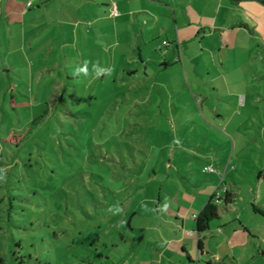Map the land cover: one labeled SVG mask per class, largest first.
<instances>
[{"label":"crops","instance_id":"1","mask_svg":"<svg viewBox=\"0 0 264 264\" xmlns=\"http://www.w3.org/2000/svg\"><path fill=\"white\" fill-rule=\"evenodd\" d=\"M27 1L0 0V21L7 26L0 47L13 49L15 64L23 63L38 91L89 89L95 75L80 82L85 76L72 73L85 60L89 70L98 62L113 68L100 79L108 77L114 95L140 109L138 120L198 129L179 154L142 153L143 162L153 160L168 176L177 161H188L178 181L167 179L166 193L159 188L155 200L146 201L153 211H131L153 233L146 242L155 264H184L182 255L185 264H264V2L32 0L27 7ZM204 167L215 172L204 173ZM219 176L230 180V203L217 208L218 219L198 234L195 218ZM243 189L250 198L241 210L236 204ZM165 202L169 208L161 213ZM195 247L192 256L188 250Z\"/></svg>","mask_w":264,"mask_h":264},{"label":"rangeland","instance_id":"2","mask_svg":"<svg viewBox=\"0 0 264 264\" xmlns=\"http://www.w3.org/2000/svg\"><path fill=\"white\" fill-rule=\"evenodd\" d=\"M5 26L2 17L0 34ZM5 46L0 47V258L4 264H155L151 243L146 242L153 233L139 216L130 217L131 211L137 207L139 213H147L140 203L155 200L159 188L166 193L171 187L167 179L178 181L188 161H177V169L173 166L168 176L166 170H156L153 160L143 162L142 153L158 149L164 155L174 149L179 154L198 129L192 132L190 123L161 128L159 123L138 120L140 109L114 95L117 90L108 77L100 76L89 89L78 85L43 94L25 78L23 63L15 64L13 49ZM93 71L90 66L89 76L80 82H88ZM17 136H21L18 143L7 142ZM221 180L229 190L228 177L219 176L214 194H223ZM137 186H144V192H135ZM249 198L243 189L236 207L247 208ZM117 204L122 209L118 215L107 211ZM215 205L223 211V206ZM188 251L194 256L197 248ZM182 258L185 264V255Z\"/></svg>","mask_w":264,"mask_h":264},{"label":"clouds","instance_id":"3","mask_svg":"<svg viewBox=\"0 0 264 264\" xmlns=\"http://www.w3.org/2000/svg\"><path fill=\"white\" fill-rule=\"evenodd\" d=\"M89 63H91V61L85 60L82 65H79L75 68L74 72L72 73L73 77H79L81 75L88 77L89 76ZM93 69H94V74H95V78H99L101 75H110L113 71V68L111 67H107V68H102L99 66V63H95L92 65ZM141 208L144 211H153L152 209H150L147 205L146 202H141ZM169 208V203L165 202L161 205V207L159 208V211L161 213L167 211V209ZM108 212L114 214V215H118L120 212H122V209L119 207V205H115V206H110L107 209Z\"/></svg>","mask_w":264,"mask_h":264},{"label":"trees","instance_id":"4","mask_svg":"<svg viewBox=\"0 0 264 264\" xmlns=\"http://www.w3.org/2000/svg\"><path fill=\"white\" fill-rule=\"evenodd\" d=\"M18 143L21 140V136L17 137H12L7 140V142L14 141ZM213 197L205 204L203 209L199 212V214L195 218V223H196V232L198 234L203 233L209 229V225L218 219V214H217V207L212 204ZM230 203L229 201V195L228 193L224 196L223 205L224 207ZM200 244V242H199ZM0 264H4V260L0 258Z\"/></svg>","mask_w":264,"mask_h":264},{"label":"built area","instance_id":"5","mask_svg":"<svg viewBox=\"0 0 264 264\" xmlns=\"http://www.w3.org/2000/svg\"><path fill=\"white\" fill-rule=\"evenodd\" d=\"M32 5V0H28L27 1V7H30ZM110 15L112 17H116L118 15L114 5H112V7H110ZM163 44L165 45L166 42H163ZM203 172L204 173H214L215 170L212 168V167H204L203 168ZM223 177V176H221ZM220 184H223L222 180L220 182ZM222 192L223 194L221 195L220 193H217V194H214L213 195V204H218V205H221L223 203V199H224V196L228 193L227 192V188L225 187V185L223 184V188H222Z\"/></svg>","mask_w":264,"mask_h":264}]
</instances>
